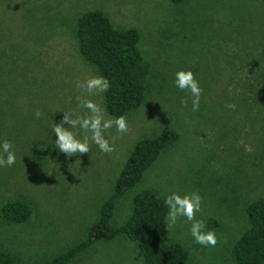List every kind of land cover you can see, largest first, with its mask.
<instances>
[{"label": "rangeland", "instance_id": "rangeland-1", "mask_svg": "<svg viewBox=\"0 0 264 264\" xmlns=\"http://www.w3.org/2000/svg\"><path fill=\"white\" fill-rule=\"evenodd\" d=\"M90 9L104 11L119 29L137 28L153 71L144 104L125 116L129 132L104 133L110 143L116 137L115 151L90 142L88 154L68 158L51 131L62 110L83 113L78 98L105 109L104 94L77 87L100 76L76 37L78 18ZM263 46L264 0H0V144L10 141L16 155L12 167L0 168V252L18 264H41L83 241L135 144L173 128L180 138L117 200L112 223L127 220L142 190L163 198L198 192L196 219L216 233L217 245L196 244L185 218L168 241L187 248L189 264H233L232 246L248 226L246 207L264 197ZM180 70L192 71L203 89L196 112L191 95L174 84ZM113 117L105 109V118ZM36 149L52 153L39 160ZM10 200L32 205L26 222L3 218ZM142 252L140 243L118 235L68 264H145Z\"/></svg>", "mask_w": 264, "mask_h": 264}, {"label": "trees", "instance_id": "trees-1", "mask_svg": "<svg viewBox=\"0 0 264 264\" xmlns=\"http://www.w3.org/2000/svg\"><path fill=\"white\" fill-rule=\"evenodd\" d=\"M185 1L188 0H171L173 4ZM76 37L84 59L110 82L109 90L104 93L106 111L119 117L141 107L146 100L153 63L141 50L140 31L134 27L119 29L104 11L90 9L79 16ZM179 138L180 133L170 128L159 136L140 139L125 161L111 195L103 202L99 220L91 226L86 238L41 264H68L98 241L112 240L118 235L142 245L145 264H189L187 248L181 243L168 241L165 198L154 190L138 192L127 220L118 227L112 223L117 200L136 186L162 151ZM51 153V149H36L33 155L42 160ZM1 210L3 218L14 223L26 222L33 213L32 205L22 200H10ZM246 213L248 226L231 249L233 264H264V197L249 203ZM209 225L215 227L217 222L209 220ZM0 264L18 263L11 253L2 251Z\"/></svg>", "mask_w": 264, "mask_h": 264}, {"label": "clouds", "instance_id": "clouds-1", "mask_svg": "<svg viewBox=\"0 0 264 264\" xmlns=\"http://www.w3.org/2000/svg\"><path fill=\"white\" fill-rule=\"evenodd\" d=\"M175 86L192 97V111L199 110L200 98L203 89L195 78V74L188 70H180L175 73ZM110 82L103 76H91L83 82H78L77 87L85 90L89 96H102L110 88ZM79 99V108L83 113L76 110L63 111V117L59 123H54L52 134L56 137L55 145L59 153L66 157L82 156L90 152V142L95 143L103 153H112L115 151L114 142L116 137H112L110 143L104 135L105 132L116 129L120 135L129 132L127 118L124 115L113 118H105V109L92 99ZM226 107L235 109L234 104H228ZM36 118H40V110L35 112ZM74 129H79L84 133L83 138H78ZM90 134V135H89ZM16 163V155L13 151V145L10 141L4 140L0 144V168L12 167ZM164 204L168 211L165 217L166 231L170 233L178 224L181 218L190 222V234L194 242L202 247H215L218 243L216 233L206 229V222L202 219H196V214L201 211L202 197L198 192H190L181 195L178 192H172L165 200Z\"/></svg>", "mask_w": 264, "mask_h": 264}]
</instances>
